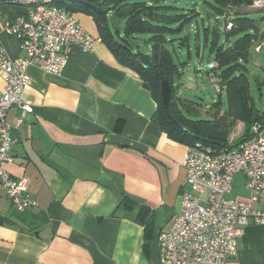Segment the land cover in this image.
<instances>
[{"label": "crops", "instance_id": "obj_1", "mask_svg": "<svg viewBox=\"0 0 264 264\" xmlns=\"http://www.w3.org/2000/svg\"><path fill=\"white\" fill-rule=\"evenodd\" d=\"M26 10L0 1V39L11 58L26 52L4 26ZM71 13L100 35L93 15ZM27 71L23 97L33 110L7 113L15 142L6 169L29 178L37 205L19 210L0 191V264H163L160 234L188 188V145L155 119L158 103L143 79L105 41L74 49L59 75L36 64ZM242 230L228 264H264V224Z\"/></svg>", "mask_w": 264, "mask_h": 264}, {"label": "built area", "instance_id": "obj_2", "mask_svg": "<svg viewBox=\"0 0 264 264\" xmlns=\"http://www.w3.org/2000/svg\"><path fill=\"white\" fill-rule=\"evenodd\" d=\"M26 7L4 30L15 34L24 57L11 58L0 39V191H5L19 210L37 205L31 196L27 176L14 177L6 165L14 160L15 138L7 113L13 106L33 110L23 91L29 82L28 67L36 64L48 73L61 74L74 49L91 52L100 35L89 32L66 8L54 0H9ZM264 6V0L252 4ZM232 22L227 23L230 28ZM218 62H207V75L221 90L216 72ZM201 69V68H199ZM251 137L232 147L216 149L201 141L188 145L182 161L188 188L172 224L160 234L163 264H228L237 253L242 227L264 224V122H255ZM243 173L247 198L230 197L237 173ZM207 193L206 197L203 195Z\"/></svg>", "mask_w": 264, "mask_h": 264}, {"label": "trees", "instance_id": "obj_3", "mask_svg": "<svg viewBox=\"0 0 264 264\" xmlns=\"http://www.w3.org/2000/svg\"><path fill=\"white\" fill-rule=\"evenodd\" d=\"M90 1L105 5L114 4V11L124 18L125 29L121 32L115 31L106 14H97L91 9L74 4H57L69 12L79 10L93 15L102 40L110 46L120 61L139 74L145 87L151 91L158 103L155 119L171 138L185 142L187 145L201 141L216 149H223L249 139L252 135V125L255 122H264V111L255 107L250 94L248 64L251 48L260 36H264L260 34L254 18L245 13H234L235 17L231 20L232 26L226 27L227 39L223 44H218L219 27L214 28V36L210 44L212 56L207 62L211 60L218 62L215 70L220 78L219 95L221 96L223 92L227 94L228 108L223 111L221 100H219L211 108V118H194L199 114V110L191 105L195 102L179 96L176 92L175 77L178 76L180 79L182 73L174 61L167 42L173 41L168 38L169 33L175 30L169 24L179 23L178 29H181L191 20L195 9L179 13L176 11L177 7L165 4L164 0ZM211 1L214 15L223 17L231 8L249 6L255 0ZM225 22L227 26L228 21L225 20ZM137 33L151 36L152 48L149 51H135L130 37ZM187 40V36L183 37L181 44H186ZM164 79H168L172 87L168 107L165 106L161 94V83ZM257 80L261 88L264 81L259 78ZM242 128L244 129L242 135L237 136Z\"/></svg>", "mask_w": 264, "mask_h": 264}, {"label": "rangeland", "instance_id": "obj_4", "mask_svg": "<svg viewBox=\"0 0 264 264\" xmlns=\"http://www.w3.org/2000/svg\"><path fill=\"white\" fill-rule=\"evenodd\" d=\"M207 1L200 2L192 8L195 9V13L191 16V20L181 29H178L179 23L172 22L169 24L175 30L169 33L168 39H173V41L167 42V46L171 50L174 61L182 73L180 79L178 76L175 77V89L179 96L197 103H191V105L199 110V114L195 115L194 118H211V108L219 100H221L223 111L228 108L227 94L223 92L221 96L219 95L220 91L214 88L206 72L207 61L212 56L210 44L213 40L214 28L219 27L220 38L218 44H223L224 40L227 39L225 20L231 21V18L235 17L233 13L248 12V16L256 19L261 30L264 31V8L258 9L254 5H251V7H233L225 13V16L217 17L214 15L213 8L211 7L212 1ZM164 3L177 7L176 11L179 13L185 12L188 9L172 0H164ZM185 36L188 38L187 43L181 44V39ZM150 37L149 34L138 33L131 36L130 40L135 51H149L152 48ZM262 43H264V39H259L254 43L251 48V58L248 64L250 94L255 107L260 111H264V85L260 88L257 79L262 80L264 78V47L261 52H257L255 48L256 45ZM243 130V128L239 130L237 136H241ZM246 193L245 177L243 173L239 172L236 174L233 191L228 196L235 198L238 195H245Z\"/></svg>", "mask_w": 264, "mask_h": 264}, {"label": "water", "instance_id": "obj_5", "mask_svg": "<svg viewBox=\"0 0 264 264\" xmlns=\"http://www.w3.org/2000/svg\"><path fill=\"white\" fill-rule=\"evenodd\" d=\"M2 1V0H0ZM56 3L61 4H74L75 6L81 8H88L96 12L97 14H106L108 19L110 20L111 26L115 31H123L125 29L124 25V18L120 17L115 11L114 4H98L94 3L90 0H54ZM175 1L184 7L194 8L198 3L204 2L205 0H172ZM161 94L163 96V101L166 107L169 106L171 94H172V87L168 79H164L161 83Z\"/></svg>", "mask_w": 264, "mask_h": 264}, {"label": "flooded vegetation", "instance_id": "obj_6", "mask_svg": "<svg viewBox=\"0 0 264 264\" xmlns=\"http://www.w3.org/2000/svg\"><path fill=\"white\" fill-rule=\"evenodd\" d=\"M188 9L185 10V12H189L192 8L186 7Z\"/></svg>", "mask_w": 264, "mask_h": 264}]
</instances>
